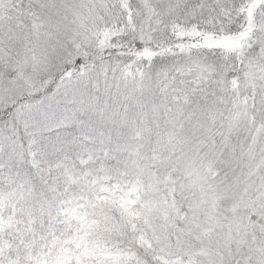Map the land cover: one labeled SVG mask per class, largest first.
<instances>
[{
  "label": "snow or ice",
  "instance_id": "6c2138e0",
  "mask_svg": "<svg viewBox=\"0 0 264 264\" xmlns=\"http://www.w3.org/2000/svg\"><path fill=\"white\" fill-rule=\"evenodd\" d=\"M0 264H264V0H0Z\"/></svg>",
  "mask_w": 264,
  "mask_h": 264
}]
</instances>
